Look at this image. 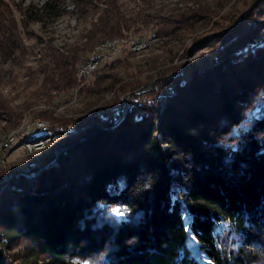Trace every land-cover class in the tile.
Wrapping results in <instances>:
<instances>
[{
	"label": "trees",
	"instance_id": "16d2710c",
	"mask_svg": "<svg viewBox=\"0 0 264 264\" xmlns=\"http://www.w3.org/2000/svg\"><path fill=\"white\" fill-rule=\"evenodd\" d=\"M153 1L31 5L27 17L34 11L58 17L69 11V2L80 16L99 13L83 46L62 52L47 44L40 65L45 81L53 87L69 75L62 88H73V68L99 43L154 24L180 23L171 17L160 22ZM259 10L255 22L248 12L218 41L206 40L217 43V60L189 76H168L166 93L145 96L124 114L117 103L116 116L99 119L104 127L61 149L50 164L29 167L32 176L0 177V264H39L40 256L48 264H264L255 248L264 253V9ZM19 26L1 1L5 62L24 52ZM107 77L97 74L95 83ZM10 106L0 92V120L18 122L23 115L14 112L11 119ZM19 239L28 245L24 255L14 250Z\"/></svg>",
	"mask_w": 264,
	"mask_h": 264
},
{
	"label": "rangeland",
	"instance_id": "374dc122",
	"mask_svg": "<svg viewBox=\"0 0 264 264\" xmlns=\"http://www.w3.org/2000/svg\"><path fill=\"white\" fill-rule=\"evenodd\" d=\"M1 1L9 5L13 17L20 24L18 31L24 43V52L19 58L6 62L0 58V92L9 100L13 111L8 116L13 119L14 112L23 115L18 122L16 117L12 121L0 120V177L4 176L3 179L11 176L17 179L14 175L20 174L32 176L34 173H29V167L41 168L50 164V158L54 159L61 149L70 148L77 140L84 141L88 138L86 133H94L104 127L99 119L108 114L116 116L117 103L124 109V114L133 105L140 104L145 96L166 93L163 81L168 76L172 75L171 80L181 74L189 76L196 68L217 60L221 52L216 47L217 43L211 42L210 45L206 40L218 41L248 12L247 18L252 17L250 21L255 22L261 18L257 15L259 9H264V0H154L153 12L160 14V22L171 17L180 23L172 26L154 24L133 30L132 34L146 40L140 42V46L139 41L129 40V35L113 39L108 43V53L112 56L103 51L106 55L104 60L96 57V69L84 83L80 71L87 58L95 57L105 41L99 43L84 57L81 55L77 67L73 68L77 85L64 89L62 87L69 75L65 80L55 81L52 87L51 81L46 80V83L48 77L41 72L40 65L45 54L49 53L47 44L62 52L74 50L79 44L83 46V36L99 13L91 11L86 17L80 16L79 10L69 2V11L58 17L44 16L41 11H34V17H27L25 12L31 5L40 8L46 0ZM123 1L134 6L132 0ZM253 10L257 11L253 13ZM112 61L118 62L111 67L102 66ZM100 73H106L107 80L96 84ZM79 124L85 131L76 130ZM82 160H86L85 157ZM82 171L85 173L86 169ZM24 242L15 243L17 248L14 250L20 251L19 255L28 251ZM255 248L260 258L264 256L260 247ZM44 258L38 257L39 264L41 261L48 264ZM259 262L257 264H261Z\"/></svg>",
	"mask_w": 264,
	"mask_h": 264
},
{
	"label": "built area",
	"instance_id": "2783aa9c",
	"mask_svg": "<svg viewBox=\"0 0 264 264\" xmlns=\"http://www.w3.org/2000/svg\"><path fill=\"white\" fill-rule=\"evenodd\" d=\"M127 35H129V37H130L129 40H131L132 42L139 41V43H140V42L146 41L145 38H142V37L140 38L139 36H137L135 34H132V33H128ZM115 39H118V38H115ZM111 41H114V40L113 39L106 40L105 43H104V45H102L99 48V51H98V55L97 56H102L103 57V60L106 57V55L103 53V51H106V53H107V55L109 57L112 56L111 54L108 53L109 48H110L109 45H108V43H110ZM139 43H138V46L141 45V43L140 44ZM108 59H110V58H108ZM95 69H96L95 68V58H87V60L85 61L84 65H83L82 71H81V74H84V83H85V81L88 78H90L92 76V74H93V72H94ZM44 125H45V123H44ZM0 160H2V159L0 158ZM0 164H2V163H0Z\"/></svg>",
	"mask_w": 264,
	"mask_h": 264
},
{
	"label": "bare ground",
	"instance_id": "6f19581e",
	"mask_svg": "<svg viewBox=\"0 0 264 264\" xmlns=\"http://www.w3.org/2000/svg\"><path fill=\"white\" fill-rule=\"evenodd\" d=\"M117 42H118V41H117ZM103 45H104V44H103ZM139 46H140V45H139ZM98 49H99V48H98ZM96 55H98V53H96ZM96 55H95V57H92V58H95V59H96V57H102V56H96ZM95 61H96V60H95ZM96 65H97V64H96ZM96 65H95V67H96ZM82 68H83V67H82ZM81 71H82V69H81ZM81 71H80V72H81ZM81 76H84V74H82Z\"/></svg>",
	"mask_w": 264,
	"mask_h": 264
}]
</instances>
